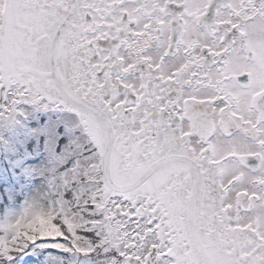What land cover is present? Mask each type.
Wrapping results in <instances>:
<instances>
[{"label": "snow or ice", "instance_id": "6c2138e0", "mask_svg": "<svg viewBox=\"0 0 264 264\" xmlns=\"http://www.w3.org/2000/svg\"><path fill=\"white\" fill-rule=\"evenodd\" d=\"M0 264H264V0H0Z\"/></svg>", "mask_w": 264, "mask_h": 264}, {"label": "trees", "instance_id": "16d2710c", "mask_svg": "<svg viewBox=\"0 0 264 264\" xmlns=\"http://www.w3.org/2000/svg\"><path fill=\"white\" fill-rule=\"evenodd\" d=\"M39 227L43 228V227H46L45 224H40Z\"/></svg>", "mask_w": 264, "mask_h": 264}]
</instances>
